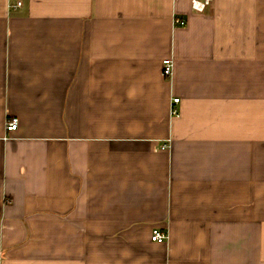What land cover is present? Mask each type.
Masks as SVG:
<instances>
[{
  "label": "crops",
  "instance_id": "crops-1",
  "mask_svg": "<svg viewBox=\"0 0 264 264\" xmlns=\"http://www.w3.org/2000/svg\"><path fill=\"white\" fill-rule=\"evenodd\" d=\"M191 2L0 0V264H264V0Z\"/></svg>",
  "mask_w": 264,
  "mask_h": 264
},
{
  "label": "built area",
  "instance_id": "built-area-1",
  "mask_svg": "<svg viewBox=\"0 0 264 264\" xmlns=\"http://www.w3.org/2000/svg\"><path fill=\"white\" fill-rule=\"evenodd\" d=\"M214 0H192V8L194 11L196 12H205V10L209 7V5L211 3H213ZM18 6H21V2L18 3ZM176 25H185V21L175 17L174 20ZM173 70H174V61L173 59H166L164 61V66H163V74L166 77H171L173 75ZM180 103V98H175L173 100V105L171 106V116L175 117V116H179V109L176 106L177 104ZM19 126V119L16 117H12V118H8L7 122H6V130L7 132H14L18 129ZM151 239L154 242H158V243H165L168 240V235L166 232L155 228L152 231V236Z\"/></svg>",
  "mask_w": 264,
  "mask_h": 264
},
{
  "label": "rangeland",
  "instance_id": "rangeland-1",
  "mask_svg": "<svg viewBox=\"0 0 264 264\" xmlns=\"http://www.w3.org/2000/svg\"><path fill=\"white\" fill-rule=\"evenodd\" d=\"M210 5H211V4H210ZM210 5H209V6H210ZM191 6H192V2H191ZM202 13H203V12H202Z\"/></svg>",
  "mask_w": 264,
  "mask_h": 264
}]
</instances>
